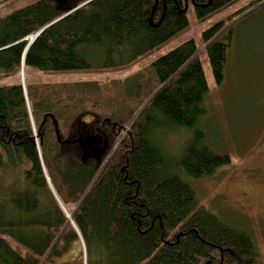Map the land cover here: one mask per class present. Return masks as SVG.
Listing matches in <instances>:
<instances>
[{"label":"trees","instance_id":"1","mask_svg":"<svg viewBox=\"0 0 264 264\" xmlns=\"http://www.w3.org/2000/svg\"><path fill=\"white\" fill-rule=\"evenodd\" d=\"M189 5L219 87L233 29L264 0H37L0 18L5 78L146 62L107 87L0 85V264H56L75 243L84 264H262L251 236L191 187L231 160L201 125L209 87Z\"/></svg>","mask_w":264,"mask_h":264},{"label":"rangeland","instance_id":"2","mask_svg":"<svg viewBox=\"0 0 264 264\" xmlns=\"http://www.w3.org/2000/svg\"><path fill=\"white\" fill-rule=\"evenodd\" d=\"M36 1L0 0V18ZM186 15L191 26L188 38L199 47L200 63L209 87L206 116L201 125L206 127L210 148L227 154L231 160L228 167L217 170L211 177L191 182V187L204 208L251 236L264 264V11L233 29L234 46L219 87L203 53L201 33L207 25L196 24L191 5ZM177 46L172 44L153 58ZM145 64L127 72L53 75L21 70L17 78L0 76V85L20 83L26 88L29 84L99 81L107 87L111 80L123 79ZM180 141L170 145L176 147ZM164 149L168 151L167 146ZM80 250L82 244L75 243L70 253L56 264H84Z\"/></svg>","mask_w":264,"mask_h":264},{"label":"water","instance_id":"3","mask_svg":"<svg viewBox=\"0 0 264 264\" xmlns=\"http://www.w3.org/2000/svg\"><path fill=\"white\" fill-rule=\"evenodd\" d=\"M62 1H64V0H62ZM36 36H37V35H36ZM36 36L31 37V38H30V42H31ZM30 42H29V44H30ZM88 156H91V157L93 156V157L98 158L99 153H98L97 149H93V150H91L89 153L86 154L85 158L88 157Z\"/></svg>","mask_w":264,"mask_h":264}]
</instances>
